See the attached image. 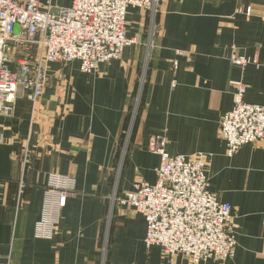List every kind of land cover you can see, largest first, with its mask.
<instances>
[{
    "label": "crops",
    "instance_id": "1",
    "mask_svg": "<svg viewBox=\"0 0 264 264\" xmlns=\"http://www.w3.org/2000/svg\"><path fill=\"white\" fill-rule=\"evenodd\" d=\"M125 29L133 43L119 58L90 73L51 62L35 107L19 92L12 114L0 115V264H264V139L228 156L219 135L233 82L246 86V102H264V66L231 60L264 61V0H158L154 14L129 6ZM35 55L23 47L9 57L16 66ZM154 135L170 155L206 156L208 189L232 207L231 257L193 263L145 246L143 215L118 199L135 181L155 183ZM52 175L74 187L40 236Z\"/></svg>",
    "mask_w": 264,
    "mask_h": 264
},
{
    "label": "built area",
    "instance_id": "2",
    "mask_svg": "<svg viewBox=\"0 0 264 264\" xmlns=\"http://www.w3.org/2000/svg\"><path fill=\"white\" fill-rule=\"evenodd\" d=\"M158 0H71L67 7L42 6L39 0H0V115L14 111L21 92L32 103L41 98L51 62H79L82 72L96 70L100 63L120 57L133 43L126 35V12L129 6L156 12ZM242 11V10H240ZM246 14L250 8L245 9ZM19 29L16 30L15 28ZM35 47L32 61L17 60L11 65L15 48ZM239 65L264 61L233 55ZM234 102L221 115L219 135L231 156L239 147L264 139V102L244 100L246 86L233 82ZM166 138L154 135L148 149L159 155L156 181H135L133 189L118 199L132 207L146 222L144 244L159 246L167 257L182 254L193 263L205 259L226 260L234 253L236 240L231 230V205L208 189L206 156L170 155ZM71 178L52 175L45 193L44 220L49 229L39 227L40 236H50L58 210L73 190ZM50 213V217H49Z\"/></svg>",
    "mask_w": 264,
    "mask_h": 264
},
{
    "label": "rangeland",
    "instance_id": "3",
    "mask_svg": "<svg viewBox=\"0 0 264 264\" xmlns=\"http://www.w3.org/2000/svg\"><path fill=\"white\" fill-rule=\"evenodd\" d=\"M143 79V78H142ZM143 81L141 80V83H142ZM138 101H139V99L136 97L135 98V100H132V107H131V112L132 113H130V122L132 121V119L134 118L133 117V114H135V112H136V109H137V106H138Z\"/></svg>",
    "mask_w": 264,
    "mask_h": 264
}]
</instances>
